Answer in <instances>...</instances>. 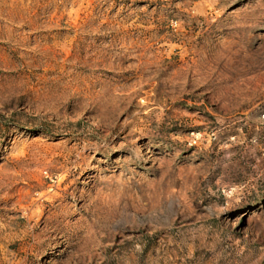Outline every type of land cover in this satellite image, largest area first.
<instances>
[{
    "label": "rangeland",
    "instance_id": "1",
    "mask_svg": "<svg viewBox=\"0 0 264 264\" xmlns=\"http://www.w3.org/2000/svg\"><path fill=\"white\" fill-rule=\"evenodd\" d=\"M0 264H264V0H0Z\"/></svg>",
    "mask_w": 264,
    "mask_h": 264
}]
</instances>
